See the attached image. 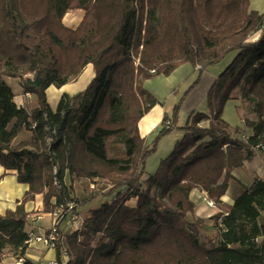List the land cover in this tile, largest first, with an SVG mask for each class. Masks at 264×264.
<instances>
[{"label": "trees", "instance_id": "16d2710c", "mask_svg": "<svg viewBox=\"0 0 264 264\" xmlns=\"http://www.w3.org/2000/svg\"><path fill=\"white\" fill-rule=\"evenodd\" d=\"M78 9L86 12L78 28L65 26V15ZM231 53L236 57L208 93V113L190 115L183 139L143 181L180 108L164 118L173 127L163 126L148 146L138 125L158 102L145 82L189 63L200 68L192 91L207 68ZM89 64L95 71L89 86L64 94L53 111L47 89L76 80ZM7 79L19 80L38 107H18ZM233 100L252 131L246 140L223 119ZM24 130L31 138L17 142ZM258 146L264 147V13L251 11L249 0H0V166L29 186L15 211L0 214V262L12 256L34 264L26 258L32 213L25 204L37 195L46 214L98 197L76 202L69 175L94 187L105 183L104 197L113 199L57 245L59 264L63 247L67 264H264L263 180L236 199L222 227V213L211 218L217 242H201L202 221L190 198L200 189L220 203L233 171Z\"/></svg>", "mask_w": 264, "mask_h": 264}, {"label": "crops", "instance_id": "0c3cea01", "mask_svg": "<svg viewBox=\"0 0 264 264\" xmlns=\"http://www.w3.org/2000/svg\"><path fill=\"white\" fill-rule=\"evenodd\" d=\"M250 10L258 11L260 14H263L264 12V9L260 10L258 8H253L252 5ZM85 14L86 12L82 9L69 12L68 14L65 15L63 19V23L65 26L71 29H76L83 21ZM257 38L258 35L254 36L253 40H256ZM236 55L237 53H231L227 55L222 62H220L215 66L207 68L204 71V73H202V75L200 76L199 85L196 86L190 92V94L184 101V108L187 112L186 114L188 116V119L190 115L194 113H208V93L212 85L219 77V75L233 61ZM184 66L185 65L179 67L170 77L168 78L165 77L166 78L165 81H167L166 83L168 89L171 90L173 89L174 85L177 86L180 79L174 75L179 73L178 71H180ZM185 69L186 70H184L185 71L184 73H187L186 83H183V85H181L182 92H184L191 85L193 86V84L199 78V77L197 78V76L199 75V71L196 70V68L192 67L190 68V70L189 68H185ZM94 77H95V71L93 65L89 64L85 67V69L82 71V73L79 75V77L76 80L64 85L61 88H56L55 86L49 87L46 91V94H47V101L51 109L53 111H56L58 104L64 94L68 95L69 97H73L76 94L84 91L89 86V84L94 79ZM160 78L163 79V76H161ZM15 81H17L16 82L17 89H13V88L12 89L15 94L14 100L17 106L25 109L37 108L38 101L36 97L31 94H25L21 87L20 81L17 79H15ZM7 82L10 85L9 79H7ZM167 99L168 97H162V98L158 97L156 99L158 102L157 105L148 114H146L139 122L138 125L139 132L141 136L146 139V143L148 146H150V142L152 140L154 141L155 140L154 138H156L159 132L162 130L165 116L171 118V115L169 114L168 109L166 107V103L165 101H163ZM235 102H236L235 107L237 111V107L240 106L241 102L239 100H236ZM237 115H238L237 119L233 117V122L227 121L224 118V114H223V119L226 122H228L233 128L235 127L239 128L240 132L242 130H245L240 134V137L243 138L246 136H250L252 134V131L245 126L244 120L240 118L239 114ZM209 124L210 123L208 121H205L201 124V126L203 128H208ZM175 126L176 125H174V128ZM22 133H25L27 136V138L24 140H29L31 138V133L24 130L17 137L16 140L17 142L22 141V140H18ZM184 136L185 133H182L177 143L180 142ZM153 175L154 174L150 176ZM232 175L234 178L229 183V189L226 195L221 199L220 203L217 204L214 202L215 206L213 207L209 205V202L211 200L208 199L206 192L200 189L193 190V192L190 195V198L196 204V211L194 215L195 220H201L204 221L205 224L212 225L213 223V220L211 219L212 217H214L217 214H220L221 212H229V208L234 205L236 199L247 189H250L256 180L260 179L264 181V154L256 151L253 159L244 162V164L241 167L236 168L233 171ZM150 176H146V172H145L144 177H147L145 178V180H147ZM1 177L3 178L0 181V214L4 215L8 211L16 210L18 206V202L21 201L23 197L26 195V193L29 190V186L18 183L15 171H5V169L0 166V178ZM68 178L74 180V182L71 184L73 185V187H75L76 181H81L80 183L87 181L84 179L77 180L71 178L69 175L67 176L66 181ZM89 185L93 186L90 182ZM43 201H44L43 195H37L35 197V200L29 201L25 204V211L27 213L33 214L36 212L35 214L41 217V219L37 221H31L27 227V231L30 234V238L32 242H30L29 244V249L27 250L26 258L30 259L34 264H50L53 261H57L56 249L49 248L36 241L37 238L44 237L48 233L49 229L52 226V221H53L52 214L43 213V209H44ZM133 201H135V206H136L137 200L134 199ZM100 206H101L100 204L99 205L95 204L93 209H86L85 207H80L78 209V213L81 214L80 216L82 219L86 220L90 217L91 212L93 210H96ZM59 229L64 237V241H65V236L70 235L78 230L76 223H73L68 218L60 222ZM4 261L7 264H14V260L9 261L8 257H6ZM62 261L63 262L65 261L67 263V260L66 259L64 260V256H62Z\"/></svg>", "mask_w": 264, "mask_h": 264}, {"label": "rangeland", "instance_id": "374dc122", "mask_svg": "<svg viewBox=\"0 0 264 264\" xmlns=\"http://www.w3.org/2000/svg\"><path fill=\"white\" fill-rule=\"evenodd\" d=\"M249 1H250V8L252 5L253 8H258L260 10L264 9V0H249ZM184 65L185 66L182 67V69L180 71H178L179 73L174 75V76H177L180 80H179L177 86L174 85L173 89H171V90L167 88V83H166L167 81H165V79L168 77L165 78L163 76V79H162V78H160L161 76H159V77H155L151 80L146 81L147 83L145 82L146 83L145 89L148 92H150L156 99L158 97L159 98L168 97L167 100H163V101H165L166 107H167L168 112L171 115V117L173 115L175 107L180 106L178 116H177V123H176L175 128L173 129V131L171 133L161 137V139L159 140L156 152L153 155H151L147 160L146 168H145L146 176H150V175L155 174L157 172L161 161L166 159L172 153V151L174 150V148L177 145L176 144L177 141L180 139L179 138L180 135L182 133H185L183 128L186 126L188 116H187V114H186L187 112L184 108V101L186 100V98L190 94V93L189 94H187V93L190 91V88L192 87V85L189 88H187L184 92H182L181 85H183V83H186L187 73H184L185 72L184 70H186L185 68H189V70H190V68H192L193 66L189 63L184 64ZM196 70H198V69L196 68ZM198 77H199V75L197 76V78ZM16 82L17 81H15V79H9V83L13 89H17V83ZM235 101L236 100L229 101L227 103L226 110L224 112V118L229 122H233V117L236 119L238 118L237 117L238 112L236 111V107H235L236 102ZM243 114L246 118L251 119V120H255V117L252 114H250L246 109H244ZM244 131L245 130H242L240 132V134ZM26 138H27L26 134L22 133L18 140L23 141ZM152 143H153V140L150 142V146L152 145ZM145 178H147V177H144L143 181H145ZM73 182H74V180H72L70 178L67 179L68 186L71 187L72 197L75 198L76 202H83V201L89 199L93 194H99L97 198L93 199L92 201L88 202L87 204H85L83 206L86 209H93L95 204L102 205L103 203L111 202L113 199V196L107 197V198L104 197V194L107 192V190L105 188L106 187L105 183L100 182V183H98L97 186L94 187V186H90L89 182H87V181H84L83 183H80L81 181H76L75 187H73V185H71ZM133 200L134 199H132L130 202H128V206H135V201H133ZM79 215H81V214L79 213ZM82 220L85 221V219H82ZM260 222H263V218L260 219ZM214 226H215L214 222L212 223V225L211 224L209 225V224H205V222L202 221V223L200 224L201 242H203V243L217 242L218 239H216V236H218V230ZM8 260L12 261L14 259L12 258V256H8ZM14 262H15V260H14Z\"/></svg>", "mask_w": 264, "mask_h": 264}, {"label": "built area", "instance_id": "2783aa9c", "mask_svg": "<svg viewBox=\"0 0 264 264\" xmlns=\"http://www.w3.org/2000/svg\"><path fill=\"white\" fill-rule=\"evenodd\" d=\"M197 69H200V68L197 67ZM163 126L167 129H171L173 127V123L171 120H167L164 122ZM243 138L246 140L248 137L246 136ZM256 151L264 154V147L258 146L256 148ZM209 205L212 207L215 206L214 202L212 201L209 202ZM221 213H222V218L220 219L219 223H220V226L222 227L223 218L228 216L229 213L228 212H221ZM51 214L53 216L51 228L49 229L48 233L44 237L37 238L36 241L49 248L56 249L57 245L59 243L63 244V241H64V237L59 229L60 222L68 218L72 220L74 223H76L78 230H80L83 227L84 220H82V218L80 217L78 213V208L76 207L74 202H68L67 204L56 209ZM39 219H41V217L35 213L29 216L30 222L37 221ZM31 241L32 240H30V242ZM62 256H64V260L66 259L68 262L67 249L65 247H63L62 249ZM24 261H25L24 258H19L18 260H15L14 264H24ZM0 264H7V263L5 261H2L0 262ZM50 264H59V263L58 261H53ZM63 264H67V263L63 262Z\"/></svg>", "mask_w": 264, "mask_h": 264}]
</instances>
